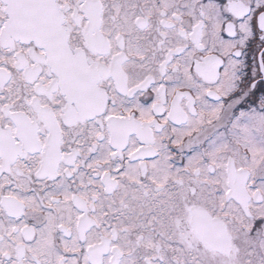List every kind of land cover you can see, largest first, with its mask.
<instances>
[{
    "label": "snow or ice",
    "instance_id": "1",
    "mask_svg": "<svg viewBox=\"0 0 264 264\" xmlns=\"http://www.w3.org/2000/svg\"><path fill=\"white\" fill-rule=\"evenodd\" d=\"M0 264H264V0H0Z\"/></svg>",
    "mask_w": 264,
    "mask_h": 264
}]
</instances>
